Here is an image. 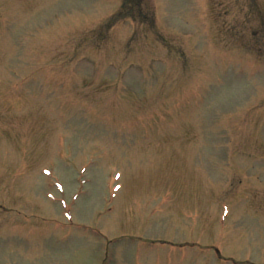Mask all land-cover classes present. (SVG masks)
<instances>
[{"label": "rangeland", "instance_id": "1", "mask_svg": "<svg viewBox=\"0 0 264 264\" xmlns=\"http://www.w3.org/2000/svg\"><path fill=\"white\" fill-rule=\"evenodd\" d=\"M0 264H264V0H0Z\"/></svg>", "mask_w": 264, "mask_h": 264}]
</instances>
